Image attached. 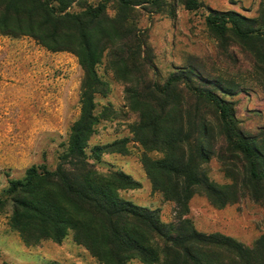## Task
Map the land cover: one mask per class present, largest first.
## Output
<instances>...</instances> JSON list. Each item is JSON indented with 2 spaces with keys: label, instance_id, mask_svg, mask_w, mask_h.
Returning <instances> with one entry per match:
<instances>
[{
  "label": "trees",
  "instance_id": "obj_1",
  "mask_svg": "<svg viewBox=\"0 0 264 264\" xmlns=\"http://www.w3.org/2000/svg\"><path fill=\"white\" fill-rule=\"evenodd\" d=\"M114 14L103 2L85 0H0V34L26 36L51 53L67 52L82 70L80 108L60 146L56 164L24 170L8 179L0 209L10 206L9 223L26 246L40 240L60 244L68 232L100 264H264V235L250 247L218 233L197 231L188 215L196 193L218 208L238 194L264 201V146L234 123L232 103L220 97L219 84L208 87L189 73H172L161 84L147 81L152 67L146 36L137 27L133 10L148 6L160 12L165 0H113ZM197 11L200 0H181ZM73 6L77 11H71ZM205 26L218 39L245 46L264 66V0L254 18L235 11L207 8ZM104 54L106 68L123 84L129 110L137 115L130 128L133 141L145 153L142 170L153 191L173 204L174 221L162 223L157 210L134 205L119 195L139 183L119 170L99 171L106 154H125L126 138L88 147L97 124L95 96L104 95L97 66ZM195 80V81H194ZM227 92L226 89H223ZM228 94V93H227ZM218 141L241 165L240 186L213 185L201 165L216 154ZM240 192V193H239ZM43 264H59L46 262Z\"/></svg>",
  "mask_w": 264,
  "mask_h": 264
},
{
  "label": "rangeland",
  "instance_id": "obj_2",
  "mask_svg": "<svg viewBox=\"0 0 264 264\" xmlns=\"http://www.w3.org/2000/svg\"><path fill=\"white\" fill-rule=\"evenodd\" d=\"M202 7L187 11L181 0H165L160 12L148 6L133 10L137 27L146 36L152 67L146 68L149 82L161 84L170 74L182 72L202 79L208 87L219 84L216 93L232 103L234 123L246 136H257L264 146V66L243 45L218 39L204 23L207 8L235 11L254 18L260 0H200ZM89 5L103 2L106 15L114 14L113 0H85ZM71 11H77L73 6ZM104 54L97 72L104 84V95L95 96L97 124L88 147L126 138L125 154H106L97 165L99 171L119 170L139 183L119 195L134 205L157 210L162 223L174 221L173 204L153 191L140 159L143 154L160 158L158 152L145 153L133 141L131 126L137 115L129 110L123 84L106 68ZM82 70L70 53H51L26 36L0 34V198L8 179H20L30 166L56 164L60 146L67 140L70 125L80 108ZM195 81V80H194ZM226 89L227 92H224ZM228 93V94H227ZM216 154L201 165L207 179L217 187L237 185L241 165L218 141ZM240 193V192H239ZM10 206L0 209V264H100L68 232L60 244L40 240L26 246L9 223ZM202 233H218L250 247L264 235V201L255 202L238 194L233 202L218 208L202 193L188 202V215ZM127 264H140L131 260Z\"/></svg>",
  "mask_w": 264,
  "mask_h": 264
}]
</instances>
